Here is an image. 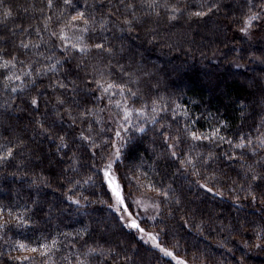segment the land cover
<instances>
[{"label": "trees", "instance_id": "trees-1", "mask_svg": "<svg viewBox=\"0 0 264 264\" xmlns=\"http://www.w3.org/2000/svg\"><path fill=\"white\" fill-rule=\"evenodd\" d=\"M169 2L184 9L185 14L169 21L161 10L159 18L144 17L141 24L130 32H121L109 25L110 31L103 35L117 50L113 65L119 60L121 64L141 67L149 73H137L145 98L159 94L165 98L170 110L175 109L176 104L183 105L193 118H198L194 128L199 132L210 133L219 127L221 134L233 141L249 132L255 138L254 128L259 127L260 120L264 118V18L254 22L244 34L239 31L242 26L240 18L248 12L249 0ZM212 2L218 4V10L208 16L189 19L186 15L187 11L199 10L196 6L200 3ZM260 2L251 0L253 11H259L255 6ZM54 3L59 5L61 0H54ZM85 4L93 6L89 10L97 20L105 13L115 12L112 5L120 7L119 0H79L77 6L85 10ZM4 5L12 8L13 16L5 24H0V53L5 59L8 53L26 59L16 47L24 38L19 35V28L40 23V15L33 11L32 5L42 7L43 0H4ZM59 10L57 7L45 11L47 15L54 16ZM120 11L124 9L120 7ZM68 12L70 14L71 9ZM116 16L120 13L116 12ZM148 29L155 30L154 39ZM13 31L17 35L13 36ZM43 35L47 40V34ZM69 35H72L71 30ZM100 35L99 31L95 33V37ZM30 38L36 39L35 35ZM176 53L189 54L190 62L185 66L172 63L170 54ZM55 55L63 61V68L55 75L48 73L36 79V84L29 85L23 92L13 94L4 90L3 77L0 76V144L11 141L9 146L17 145L14 158L0 162V208L4 209L5 219L9 211L13 217L30 218L26 226L17 227L13 220L6 230H0V235L7 233L0 239V264H29L28 261L13 259L16 256H30L32 264H41L45 258L39 253L17 251L14 245L22 242L38 247L52 238L58 241L60 248L53 257L56 264H64L61 255L80 249L85 241L90 245L98 241L105 248L111 246L121 255L130 257L132 264H176L175 260L163 256L150 240L145 243L147 237L140 240L142 233L125 228L118 214L107 206L114 200L110 199L107 181H101L103 174L90 167L96 162L90 157L92 151L97 152V159L103 154L101 137L119 141L114 134L117 124L111 119V114L117 110L111 108L99 112L101 123L93 124V128H104L99 136L94 133L101 148L90 150L79 139L80 131L87 125L79 120L73 124L67 110L75 116L85 105L103 109L107 100L91 101L86 89L95 86L86 84L85 79L92 77L82 70V66L78 67L77 53L66 56L56 49ZM27 58L35 59L32 53H28ZM85 63L96 64L97 61L90 55ZM117 75L118 72H114L113 78ZM57 80L67 84L68 88H50L49 84ZM71 81L76 82L75 88ZM148 84L157 87L149 91ZM33 96L38 100V107L30 103ZM57 97L65 104L60 105ZM5 101H9L10 106ZM37 120L48 130L46 133L36 123ZM176 121L178 123L169 117L173 129L186 122L179 114ZM221 122L227 124V128ZM145 127V133L127 134L133 139L121 149L122 162L113 165L128 211L141 226L146 231L159 233L160 242L175 255L188 259L189 264H193L192 257H197L195 264H264V203H261L264 200V182L257 181L252 185L257 196L255 202L250 197L245 199L247 192L240 188L248 185L244 179L246 165L253 164L259 157L253 158L248 154L243 160L226 159L224 153L239 157L241 150L230 149L227 143L218 141L189 140L180 147L189 151L188 145H193L190 154L194 159L197 152H214L216 159L205 167H200L197 159L199 176L193 175L191 168L181 174L182 170L177 171L178 161L167 154L166 145L159 135L160 129L152 124ZM261 131L264 132V128ZM122 135L127 139L126 134L122 132ZM60 136L64 137L68 147L57 151ZM259 155L264 156V151ZM255 167L257 172L264 171L259 166ZM89 176L92 180L84 183ZM209 176L215 179H205ZM70 177L81 181L72 191H69ZM205 183L209 187L216 185L213 192L199 186ZM151 185L165 189L170 186L174 192L169 191V198L165 200L151 191ZM234 188L235 192L232 191ZM217 190L223 195H216ZM67 196L74 199L84 196L87 200L81 199L82 206H77ZM142 198L148 200V205L159 204V213L151 207L145 211L134 202L142 201ZM176 198L179 205L174 202ZM186 219L189 221L187 227L184 226ZM193 222L199 227L193 228ZM84 228H87V234L83 238L78 237L76 233ZM65 233L72 235L66 237Z\"/></svg>", "mask_w": 264, "mask_h": 264}, {"label": "snow or ice", "instance_id": "snow-or-ice-1", "mask_svg": "<svg viewBox=\"0 0 264 264\" xmlns=\"http://www.w3.org/2000/svg\"><path fill=\"white\" fill-rule=\"evenodd\" d=\"M179 3V0H177ZM79 0L74 3L73 0H61V4L57 5L54 0H43V6L37 7L32 5L33 11L38 12L40 15L39 24H29L19 28V35L21 38L19 44L16 45L20 54L24 55L26 59H19L18 55L8 53V58L5 59L4 55L0 53V76L3 77V88L10 93L23 92L29 85H35L36 79L47 76L48 73H53L54 75L63 68V61L56 57L55 50H61L62 54L70 56L73 52L78 54L80 64L78 67L82 66V70L86 71L88 75H91V79H85L86 84L94 85L95 87H89L86 89L90 95L91 101L93 103L107 100V103L103 109L97 110L96 108L88 107L85 105L82 110L78 111L75 116L72 115L71 110H67L68 116L71 118L72 123L75 124L77 120L85 123L86 128L82 129L79 134V139L85 142L89 149H99L101 145L96 143L94 138L95 135L99 136L100 133L104 132V128L101 127L99 130L93 128V124H100L101 119L99 117V112L107 111L111 108H115L113 114H111V119H113L117 124V130L114 134L119 141H114L111 139L104 140L101 137L103 144V154L97 159V152L92 151L90 160L96 161L90 164V167L96 173H102L101 181L107 180L108 187L111 191L110 199H114V203H110L107 206L118 214L120 222L125 228L135 230L138 233H142L139 237L140 240H144L145 237L148 240H144L147 243L149 240L152 242L153 246L159 250L160 253L165 257H170L172 260L176 261V264H189L188 259H183L174 254L168 247H165L159 240V233H153L151 231H146L144 227L141 226L137 218L133 216L131 212L128 211V205L125 203V197L123 195L121 186L115 182L113 172V165L117 162H122V152L121 149L126 147L131 139L132 135H127L129 133H145L146 125L152 124L156 126L159 131V135L163 139L164 144L168 150L167 154L174 160L178 161L179 168L177 171L182 173L188 172L189 168L192 169V174L199 176L201 175L197 167V159L199 160L200 167H205L208 165L209 161H214L216 159L214 152H208L207 154H201L197 152L195 154L196 159L190 154V150L193 145L189 144V151L181 148L180 145L186 143L187 141L193 142H203L208 141L209 143H227L230 149H238L240 151V156L235 157L233 154L224 153L226 159L238 158L243 160L245 155L251 154L254 159L253 164L246 165V171L244 173V179L248 181L247 188L240 186L241 190L247 192L245 199L249 197L253 202L257 200V196L252 190L253 183L260 181L264 182V171L257 172L255 166H259L264 169V156H260L259 153L264 151V132L261 128H264V118L260 120V126L255 127L256 132L255 138L251 132L245 133L238 136V138L233 141L232 139H227L221 134L220 128L215 127L213 130L208 132H199L195 129L196 120L198 118H193L187 109L180 104H176V108L170 110V107L165 100V98L159 94L155 97L147 96L142 91L140 86V75H150L143 71L141 67L133 68L131 64L127 66L121 64L119 60L113 65L112 60L117 56V50L110 45L107 36L103 33L110 31L109 25L117 28L119 31H132L136 26L140 25L142 18L144 17H160L161 10L164 11L165 17L169 21H174L179 18L180 15L185 14L184 9L178 7L177 4L170 3L169 0H119V5L124 9L123 12L120 11V7L112 5L115 8V12L105 13L97 20L96 16L93 14L91 9L93 6L85 4L83 7L85 10H81L78 7ZM248 12L240 18L241 27L239 31L247 34L252 28L253 23L261 20L262 14H264V0L256 5L259 11H253L251 6V0H249ZM59 8V12L53 15H47L46 9L53 10L54 8ZM199 10L187 11L186 15L189 19L196 17L202 18L213 13L214 10H218V4L212 3H200L196 6ZM187 8V5L184 6ZM71 9L69 14L68 10ZM25 12L28 11L27 8L24 9ZM116 12L120 13V16H116ZM13 16V11L10 6L4 5V0H0V24H5V22ZM55 17V18H54ZM120 17H123L121 19ZM53 24L56 25L53 28ZM69 30H71L72 35H69ZM99 31L101 35L95 37V33ZM149 34L153 35L155 38V30L148 29ZM43 33H46L48 39L44 38ZM12 35H17L16 31L12 32ZM35 35L36 39H31L30 37ZM44 49V50H41ZM122 51V49L120 50ZM28 53H32L35 59H28ZM92 55L96 59V64L85 63L87 58ZM114 72H118L116 78H113ZM27 81V83H26ZM16 82H19L16 84ZM73 87H76V82L71 81ZM15 85V86H12ZM50 88H61L67 89L68 85L57 80L49 84ZM149 91L152 88H156L157 85L148 84ZM98 93V94H97ZM114 97H119L114 99ZM57 102L60 105H64L65 101L57 97ZM31 105L38 107V100L35 96L31 98ZM175 103V101H173ZM6 105L10 106L9 101H5ZM179 114L185 119V123L176 129H173L172 123H169V117L173 122H176V115ZM57 115H60L57 112ZM135 118V122H134ZM142 121V122H141ZM43 132L48 130L44 128L43 124L37 120L36 122ZM224 128H227V124L221 122ZM122 132L127 135V139L122 135ZM171 132V135L168 133ZM87 133V134H86ZM60 144L57 147V151L61 148H66L68 145L64 141V137H59ZM12 142L9 141L5 144H0V162L7 161L14 158V152L17 145L9 146ZM179 152V155H178ZM182 157V158H181ZM75 163V161H74ZM255 165V166H254ZM244 165H242L243 167ZM207 180H214L215 177H206ZM92 180L89 176L88 180L84 183H88ZM68 183L71 185L69 191L76 189L80 185L81 181L75 178H68ZM199 184V181H197ZM235 183V181L233 182ZM205 188L207 192H213L216 187L213 184L209 187L207 183L199 185ZM151 191L155 193L156 196L163 197L165 200L169 198V191H173L169 186L165 189L163 186L157 187L151 185ZM233 192L236 189H232ZM216 195L222 196L223 193L217 190ZM71 203L82 206L81 199L87 200V197L81 196L80 199H74L73 196L66 197ZM239 199V197H237ZM136 204L145 208L147 211L148 207L157 210L159 213V204L153 203L151 205H145L142 201H134ZM174 202L179 205L180 201L178 198ZM89 203H91L89 201ZM264 203V200L261 201ZM4 209L0 208V230H6L8 226L13 222L16 223L17 227L26 226L29 223L30 218H25L23 216H15L11 211L8 212V218L5 219L3 216ZM126 214V215H125ZM155 219V217H152ZM189 221L186 219L184 221V226L187 227ZM193 228H198L195 222L192 223ZM87 228L79 230L76 235L83 238L87 234ZM163 231V229H161ZM6 231L3 235H0V239H3L6 235ZM66 237L71 236V233H65ZM75 249V244L72 245ZM14 250L21 252H31L39 253L41 257L45 259L41 261V264H56L53 257L57 252L60 251L58 247V241L52 238L50 242L40 243L38 247H32L29 244L22 242H16L14 245ZM13 259L17 261H28L32 264L33 258L30 256H16ZM64 264H132L131 258L126 254L121 255L116 252L111 246L105 248L104 245L100 244L98 241L94 242L92 245L88 244L87 241L81 246L80 249H76L74 252H69L67 255L62 254L60 257ZM197 257H192L193 264H195Z\"/></svg>", "mask_w": 264, "mask_h": 264}, {"label": "rangeland", "instance_id": "rangeland-1", "mask_svg": "<svg viewBox=\"0 0 264 264\" xmlns=\"http://www.w3.org/2000/svg\"><path fill=\"white\" fill-rule=\"evenodd\" d=\"M170 58L172 59V63L181 64L180 66H185L190 62V55L189 54H182V53L170 54ZM110 174H114L115 182L121 186V183L119 182V180L116 177V174L114 172V167H113V172ZM107 184H108V182H107ZM121 189H122V186H121ZM141 200H142L143 204L148 205V203H147L148 200H146V199L144 200L143 198Z\"/></svg>", "mask_w": 264, "mask_h": 264}]
</instances>
